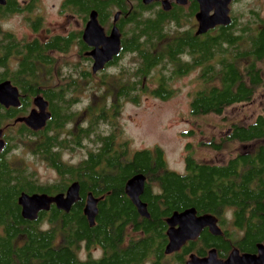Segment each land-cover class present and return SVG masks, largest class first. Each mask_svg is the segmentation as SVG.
<instances>
[{
    "label": "trees",
    "instance_id": "trees-1",
    "mask_svg": "<svg viewBox=\"0 0 264 264\" xmlns=\"http://www.w3.org/2000/svg\"><path fill=\"white\" fill-rule=\"evenodd\" d=\"M68 3L79 7L80 0ZM105 5V1L87 0L84 7L103 15ZM18 12L16 0L0 7V80L9 79L19 89L22 108L18 113L40 96L52 116L37 133L21 125L17 138L7 137L14 144H8L0 157V264H130L143 259L153 246L150 240L141 239L123 249L127 229L149 234L151 239L160 237L164 215L194 208L197 214H237L240 225L243 214H264V115L248 125H232V131L219 141L200 143L219 152L229 143L256 142L252 155H237L222 165L199 163L187 155L183 173L167 169L159 148L130 152L126 142L117 144L114 131L97 130L98 125L114 120L124 101L138 105L146 94L168 100L174 95L171 82L195 72L200 88L188 104L191 116L224 117L229 108L250 103L264 88V27L253 32L250 26L245 30L231 23L215 37L198 36L191 12L183 8L151 9L148 15L131 16L130 38L121 44L116 72L105 73L99 80L95 77L98 84L93 89L105 94L81 110L76 95L85 89V81L93 79L90 71L79 72L70 63L66 73L59 72L42 52L38 61L46 66L39 73L24 72L32 59H24L13 69L6 65L14 47L10 35L1 29V20ZM122 22L127 23L126 19ZM245 59L250 62L242 67ZM105 96L112 99L110 104L103 100ZM13 117L10 113L0 116V127ZM20 143L32 161L18 159L14 151ZM77 149L84 150L82 159L64 160V151ZM35 162L46 164L57 179L40 183L31 168ZM139 174L146 178L140 199L146 205L147 219L138 215L124 190L127 181ZM72 182H78L80 200L70 212L51 205L35 221L21 217L17 199L22 193L55 196ZM90 193L99 199L92 227L83 215ZM256 228L263 233L264 222ZM223 242L216 238L214 243L222 249ZM79 243L98 246L105 256L78 262Z\"/></svg>",
    "mask_w": 264,
    "mask_h": 264
},
{
    "label": "flooded vegetation",
    "instance_id": "flooded-vegetation-1",
    "mask_svg": "<svg viewBox=\"0 0 264 264\" xmlns=\"http://www.w3.org/2000/svg\"><path fill=\"white\" fill-rule=\"evenodd\" d=\"M16 1L19 12L11 14L9 17L1 20L4 22L15 16H18L19 18V29L17 31L10 27L4 28L1 24L2 31L10 35V39L13 40L14 48L10 54L12 57H9L6 62V65L9 63L10 69H13L16 65L18 67L19 65H22L24 59H32L31 67L26 68L24 72L39 73L40 67L43 68L46 66V64L38 61L39 54L42 52V56L53 62V69H59V72L66 73L68 71V65L74 63L78 67L76 70H79V72L90 71L93 78L97 76L98 80L111 69H115L116 63H119V55L122 48L121 44L130 38L128 31L132 24L131 16L133 17L138 14H142L143 16L148 15L151 9L163 8L164 11L169 12L174 9L176 10L177 8H183L191 12V23L196 32V28H198L199 25L197 15L201 11V5L199 4L200 0H152L149 4H144V0H113V4H107V1L109 0H99L101 2L105 1L106 3L104 14L102 15L94 9H91L88 12L87 7H84L87 0H80L79 7L71 6L68 3L69 0H56V15L58 18L51 19V22H47L41 13L42 0ZM246 1L247 0H230L228 2L230 17L229 25L233 23L234 27H242L245 30L250 26L252 31L256 32L264 27V0H256L260 4L258 8H253L254 6L249 8ZM55 6V4L52 5L54 9ZM209 6H211L209 15H212L215 7L213 5ZM92 11L96 12V21L103 30L105 37L110 35L109 32H111L113 28H116L120 35L119 54L112 57L111 61L109 60L103 69L97 71V73L91 72L93 59L87 55V53L92 51L93 48L85 44L83 41V33L89 20V14ZM122 19H126L127 23L122 22ZM222 27L226 26H216L198 36L211 35L212 37H215ZM10 59L11 61H9ZM249 62L250 61L245 59V62H242L240 65L245 67ZM4 81L10 80H0V83ZM19 94V106L5 107L0 104V116L6 115L7 113L14 115L12 119L5 120L3 127H0V138L4 142V147L0 151V157L5 149H7L8 144L9 146H13L14 144V142L7 137L17 138L21 125L35 133L44 128L43 127L36 132L23 123L21 119L27 117L32 110L36 109L33 105V99H31V104L28 108L23 111V113H18L22 108V95L20 91ZM251 103L252 101L244 105ZM46 111L49 112L51 117L52 111L48 109V105ZM256 117L248 124H251ZM232 125L235 124L230 125L227 133L232 131ZM71 128L75 129L76 126H71ZM235 144L239 145L240 148L233 147ZM255 144L256 142L229 143V147L233 149L232 151V149L229 148V159L241 154L252 155V152L257 146ZM240 149L242 151H240ZM85 202L86 198L84 200V206ZM229 215L231 218H229ZM172 216L173 214H167L162 217V226L159 229L161 238L155 237L154 239H151L149 234L146 235L141 231H131V229H127L129 235L125 238L122 244L123 249H126L129 244H134L141 239L150 240L153 246L143 259L137 262L131 261L130 264H222L228 260L233 252H237L238 257L249 255L253 257L255 256V258L230 260L228 264H259V261L260 264H264V260L261 261L260 259L261 250L264 249V232L260 233L258 228H256L264 222V214H243V221H241L240 225H238L236 221L237 214H195L194 218H203V220L195 222L197 226L202 225L200 226V230H198V234L193 239L186 240L178 250L168 253L167 255L165 251L167 244H169L170 241L168 231L178 230L180 227L178 222L174 223L173 221H170ZM147 218H149V214L146 219ZM216 227L221 231L220 234L215 233ZM250 236L253 240L252 242L249 241ZM216 238H223L224 242L222 243V249L214 243ZM77 249L76 255L78 262L83 263L91 260L99 261L106 253L105 250L98 246L86 247L84 243H79ZM97 252H99V259L96 258L97 256L92 255V253ZM262 255H264L263 252Z\"/></svg>",
    "mask_w": 264,
    "mask_h": 264
},
{
    "label": "rangeland",
    "instance_id": "rangeland-1",
    "mask_svg": "<svg viewBox=\"0 0 264 264\" xmlns=\"http://www.w3.org/2000/svg\"><path fill=\"white\" fill-rule=\"evenodd\" d=\"M246 2L249 8L253 6V8H258L260 5L256 0H247ZM53 4L56 5L55 9L52 7ZM41 8V13L47 22L58 18L56 0H42ZM1 24L4 28L10 27L17 31L19 18L15 16ZM126 63L128 62L125 61ZM114 70L116 69H111L108 73ZM197 77L195 72L186 75V77L174 79L170 84L174 95L165 101H160L148 94L141 96L138 105L124 101L114 120L109 124L98 125L97 130L104 134L114 131L113 133L118 136L117 144L126 142L130 152L159 148L167 169L177 173L184 172L187 155L192 156L199 163L215 165L226 163L229 159V148H231L229 145L227 149L216 152L201 147L200 143H208L211 140L219 141L227 134L231 124L246 125L256 116L264 115V88L251 104L233 106L224 113V117H194L190 115L188 104H190L192 94L200 88L199 81L196 80ZM96 84H98L97 78L84 82L85 89L76 95L80 100L77 109L83 110L90 102L96 103L98 97L101 98L100 95L105 94L101 89L98 91L93 89ZM148 85L150 88L155 86L154 84ZM90 88L91 90L87 91ZM104 99L107 100V104L112 102L110 96H105ZM90 146L88 145V148H91ZM233 147L240 148L237 144ZM15 150L17 151L14 152L18 154L16 156L21 162L24 158H26V162L32 161L21 143ZM240 151L242 150L240 149ZM63 154L65 161L78 162L82 159L84 150L77 149L72 153L64 151ZM31 168L35 170L40 183L47 184L57 179L55 172L44 163L35 162ZM97 254L99 252L92 253L93 256H97Z\"/></svg>",
    "mask_w": 264,
    "mask_h": 264
},
{
    "label": "water",
    "instance_id": "water-1",
    "mask_svg": "<svg viewBox=\"0 0 264 264\" xmlns=\"http://www.w3.org/2000/svg\"><path fill=\"white\" fill-rule=\"evenodd\" d=\"M152 0H144V4H149ZM230 0H200L201 11L197 15L199 19L198 28H196V35H202L211 28L216 26H227L230 23L228 2ZM6 0H0V6H4ZM215 7L212 15H209L211 6ZM209 15V16H208ZM97 14L92 11L89 14V20L86 25V29L83 33V41L93 50L87 53L88 56L93 59L91 67L92 73L102 70L106 63L111 61L112 57H115L120 52V35L116 28L111 30L108 37L104 36L103 30L97 23ZM0 104L5 107L19 106L20 94L18 89L11 84L10 81H4L0 83ZM33 105L36 110H32L29 115L23 119V123L27 125L31 130L38 131L42 129L47 120H49L50 114L47 112V102L40 96L33 99ZM1 136V131H0ZM4 147V142L0 138V151ZM146 178L143 175H135L130 178L125 184L124 190L131 203L135 206L137 213L142 217H148L146 205L140 199L143 194ZM64 193L57 194L55 196H48L46 194H32L26 195L22 193L18 199V205L20 207V214L24 220L35 221L39 212L49 211L51 205H55L58 210L68 213L71 210L73 204L79 200V185L74 182L68 185ZM93 195L87 194L85 206L83 208V215L85 216L87 223L92 227L95 223L97 216V204L98 198L92 197ZM197 214L194 208L186 209L182 212H174L170 221L179 223V229L168 231L170 238L169 244H167L166 253H171L179 249V247L185 243L188 239H193L200 230V226H197L196 221H201L203 218H194ZM219 228H215V233L220 234ZM172 230V229H171ZM264 253V251H263ZM260 256V255H259ZM255 256L243 255L238 257L237 252H233L225 263L228 264L230 260L235 259H251ZM258 258V257H257ZM264 260L262 255L261 261ZM221 264V263H216ZM260 264V261H259Z\"/></svg>",
    "mask_w": 264,
    "mask_h": 264
},
{
    "label": "clouds",
    "instance_id": "clouds-1",
    "mask_svg": "<svg viewBox=\"0 0 264 264\" xmlns=\"http://www.w3.org/2000/svg\"><path fill=\"white\" fill-rule=\"evenodd\" d=\"M229 218H231V216L229 215ZM45 227H47V225H45ZM97 259H99L100 257H99V254H97V257H96Z\"/></svg>",
    "mask_w": 264,
    "mask_h": 264
},
{
    "label": "bare ground",
    "instance_id": "bare-ground-1",
    "mask_svg": "<svg viewBox=\"0 0 264 264\" xmlns=\"http://www.w3.org/2000/svg\"><path fill=\"white\" fill-rule=\"evenodd\" d=\"M263 251H264V249L261 250V257H260V259L262 258V252H263Z\"/></svg>",
    "mask_w": 264,
    "mask_h": 264
}]
</instances>
